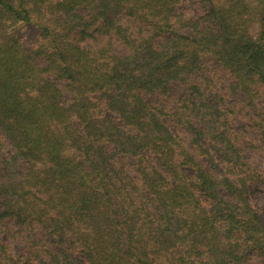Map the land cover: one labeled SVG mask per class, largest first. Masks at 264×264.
<instances>
[{
	"label": "trees",
	"instance_id": "16d2710c",
	"mask_svg": "<svg viewBox=\"0 0 264 264\" xmlns=\"http://www.w3.org/2000/svg\"><path fill=\"white\" fill-rule=\"evenodd\" d=\"M263 102L264 0H0V264H261Z\"/></svg>",
	"mask_w": 264,
	"mask_h": 264
},
{
	"label": "rangeland",
	"instance_id": "374dc122",
	"mask_svg": "<svg viewBox=\"0 0 264 264\" xmlns=\"http://www.w3.org/2000/svg\"><path fill=\"white\" fill-rule=\"evenodd\" d=\"M190 5V4H189ZM189 5H186L188 7ZM12 32L22 41L26 47H36L40 43V28L35 22H17L11 27ZM264 107V102L262 103ZM234 130L242 136H245L248 141L245 142V156L251 161L253 169L259 170L264 174V143L258 136L257 131L254 129H249L246 122L241 118V113L239 112L237 116L234 117ZM255 139L260 144L263 145L262 150L255 151L253 146L250 144L249 140ZM127 165H132L131 161H127ZM255 181L250 184V201L256 211L258 212L261 220L264 223V185L259 178L254 179ZM17 250L20 248L16 244ZM261 264L264 262L260 261Z\"/></svg>",
	"mask_w": 264,
	"mask_h": 264
}]
</instances>
